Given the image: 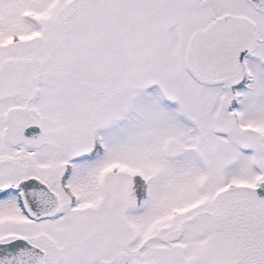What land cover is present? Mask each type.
Wrapping results in <instances>:
<instances>
[{
    "label": "snow or ice",
    "instance_id": "snow-or-ice-1",
    "mask_svg": "<svg viewBox=\"0 0 264 264\" xmlns=\"http://www.w3.org/2000/svg\"><path fill=\"white\" fill-rule=\"evenodd\" d=\"M0 264H264V0H0Z\"/></svg>",
    "mask_w": 264,
    "mask_h": 264
}]
</instances>
